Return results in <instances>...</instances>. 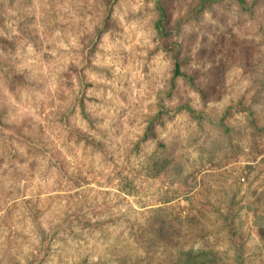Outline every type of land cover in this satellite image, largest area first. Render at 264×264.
Here are the masks:
<instances>
[{"label": "rangeland", "instance_id": "374dc122", "mask_svg": "<svg viewBox=\"0 0 264 264\" xmlns=\"http://www.w3.org/2000/svg\"><path fill=\"white\" fill-rule=\"evenodd\" d=\"M245 2L0 0V264H264Z\"/></svg>", "mask_w": 264, "mask_h": 264}, {"label": "trees", "instance_id": "16d2710c", "mask_svg": "<svg viewBox=\"0 0 264 264\" xmlns=\"http://www.w3.org/2000/svg\"><path fill=\"white\" fill-rule=\"evenodd\" d=\"M237 1H238L239 4L242 5L245 9L247 8L245 0H237ZM179 68H180V67L177 65V66H176V74L179 73Z\"/></svg>", "mask_w": 264, "mask_h": 264}]
</instances>
